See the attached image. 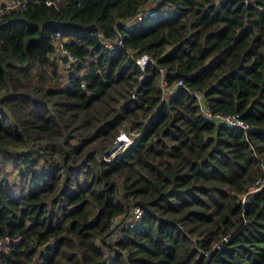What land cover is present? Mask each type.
Listing matches in <instances>:
<instances>
[{
	"label": "trees",
	"instance_id": "obj_1",
	"mask_svg": "<svg viewBox=\"0 0 264 264\" xmlns=\"http://www.w3.org/2000/svg\"><path fill=\"white\" fill-rule=\"evenodd\" d=\"M51 1L0 14V237L20 236L0 264H264V0ZM160 67L186 87L165 94ZM195 89L252 127L204 116ZM121 131L141 134L107 160Z\"/></svg>",
	"mask_w": 264,
	"mask_h": 264
},
{
	"label": "built area",
	"instance_id": "obj_2",
	"mask_svg": "<svg viewBox=\"0 0 264 264\" xmlns=\"http://www.w3.org/2000/svg\"><path fill=\"white\" fill-rule=\"evenodd\" d=\"M30 0H0V14L6 9H12L17 7H25ZM160 1V0H155ZM247 1V0H246ZM48 3H51V0H47ZM149 12H152L151 8H143L139 10L135 15L125 18L121 20L123 26H130L136 22L142 20L145 15ZM67 38L62 35L61 31H56L55 33V43H56V50L54 52V56L58 60V62L64 67L66 70H73L77 67L80 62L78 55H76L66 44ZM105 45L109 48H118L122 47L123 39L121 33H118L113 40L104 41ZM136 63L140 66L142 70L146 68L148 63H155L154 58L148 53H142L140 55H135L133 57ZM162 72L160 86L165 94L174 92L179 87H186V84L183 79H178L175 81L174 85H169L167 77H166V68L160 67ZM193 95L196 97L201 113L206 116L207 118L222 124L228 125L233 127H239L244 130L251 128L252 126L244 120L238 113H227L222 111H215L206 101L204 92L202 90H191ZM141 133L131 131L128 134L125 131H121L120 134L117 136L116 143L112 149L106 152V159L112 160L113 157L125 148L127 145L134 142L135 136H139ZM264 185V176L256 180L254 187L251 191H256L260 189ZM144 209L141 205L132 203L126 209L123 214L114 216L109 224V239L110 241H119L122 239V228L127 227H135L137 223L141 220L143 216ZM230 239V235L227 234L222 238V241L217 244V247H221L224 245L225 242H228ZM20 240L19 235H5L4 237H0V252H8L10 247L13 244L18 243Z\"/></svg>",
	"mask_w": 264,
	"mask_h": 264
},
{
	"label": "rangeland",
	"instance_id": "obj_3",
	"mask_svg": "<svg viewBox=\"0 0 264 264\" xmlns=\"http://www.w3.org/2000/svg\"><path fill=\"white\" fill-rule=\"evenodd\" d=\"M3 1H6V0H3ZM149 6V5H148ZM153 5L151 4L149 7H147V8H150V7H152ZM58 61V60H57ZM59 63V62H58Z\"/></svg>",
	"mask_w": 264,
	"mask_h": 264
}]
</instances>
